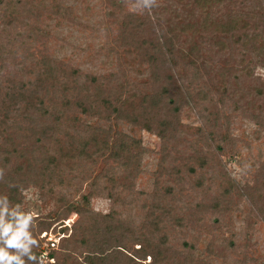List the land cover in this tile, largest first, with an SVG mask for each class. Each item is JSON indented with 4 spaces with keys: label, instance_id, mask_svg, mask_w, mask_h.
<instances>
[{
    "label": "trees",
    "instance_id": "16d2710c",
    "mask_svg": "<svg viewBox=\"0 0 264 264\" xmlns=\"http://www.w3.org/2000/svg\"><path fill=\"white\" fill-rule=\"evenodd\" d=\"M48 1L24 0L21 5L0 0V195H7L13 204L21 206L24 190L35 189L41 192V197L53 198L58 209L52 218L37 220V238L53 225L59 227L71 213L88 218L87 204L94 196H105L117 206L121 203L122 191L129 189L120 182L140 172L146 151L136 138L117 129L113 134L110 128L111 120L118 127L128 123L132 130L141 128L162 139L164 147L155 179L157 189L163 188L161 195L167 196L166 201L143 204L139 215L127 218V222L137 220L135 226L119 233L116 226L122 219L116 221L113 214L89 216L90 224L81 226V233L64 239L58 250L48 253V259H54L55 264H136L125 252L130 242H136L140 253L151 254L152 264H187L190 261L209 264L213 238L208 242L205 239L204 248L197 254L196 247L182 234L185 223L195 222L200 214L197 208L203 204L196 202L189 209L187 205L179 209L169 204L175 188L186 178L194 179L200 191L219 188L220 193H215L216 196L206 203L216 210L229 208L234 199L240 202L244 197L247 208L241 213V219L247 225L264 215V165L255 187L247 183L240 185L229 178L218 161V154L228 151L225 146L232 140L228 121L218 110L213 111L211 120L206 119L211 112L203 118L205 126L194 130L192 141L178 133L179 108L195 104L198 98L191 78L200 81L205 77V73H200L199 61L194 56L196 49L189 39L197 33L198 25L191 21L190 15L177 21L179 4L183 0H177L170 11L164 8L153 16L142 9L141 13L130 12L122 17L123 20L116 21L121 43L116 44L115 40L116 46L108 51L118 56L121 47L135 46L129 59L133 63H145L153 81V93L140 94L136 110H127L128 102L137 98L136 89H133L136 84L129 82L128 74L120 71L100 77L82 75L81 71L58 59L62 47L50 46L48 41L64 26L66 12L60 11L62 6L56 0H51L55 3L53 7L46 6ZM191 4L202 22L206 24L210 20L213 24L209 28L216 41L250 49L264 63V31L257 33L253 29L245 12L239 10L238 0H193ZM217 6L224 11L221 16L210 14ZM26 11L30 23L19 26ZM34 15L42 16L44 26L35 23L38 19L32 22ZM261 22L264 25V15ZM153 33L158 35L151 40L148 34ZM181 67L190 73V80L180 75ZM202 95L203 99L207 96L206 92ZM163 109L172 120L162 118ZM250 118L256 120L254 115ZM94 119L102 129L91 126L89 121ZM62 132L66 139L61 141L56 136ZM54 153H58L57 157ZM73 159L85 163L86 169L100 165V175L92 177L91 191L87 194L81 195V188L69 178L66 167ZM101 175L108 184L100 187ZM61 186L73 187L74 194L81 195L79 201L62 195ZM132 203L129 199L127 205ZM196 222L205 225L207 233L213 230L216 241V232L219 234L224 229L227 232L231 228V222L224 224L217 218L213 220V227L202 219ZM191 230H194L193 225ZM250 232L246 227L244 235L233 230L227 232L228 250L245 241L246 253L234 260L236 264L248 261ZM18 251L9 249L10 254ZM34 251L41 253L38 249ZM177 253L181 254L183 262H179ZM217 256L222 260L221 255ZM21 258L26 260V257ZM223 258L226 264V257Z\"/></svg>",
    "mask_w": 264,
    "mask_h": 264
},
{
    "label": "rangeland",
    "instance_id": "374dc122",
    "mask_svg": "<svg viewBox=\"0 0 264 264\" xmlns=\"http://www.w3.org/2000/svg\"><path fill=\"white\" fill-rule=\"evenodd\" d=\"M176 1L154 0L152 8L145 10L148 14L154 16L156 11L162 12L164 8L167 11L173 9L172 6ZM7 2L23 4L16 0H7ZM56 2L62 6L61 12L65 10L67 18L64 21V26L60 27L56 33H53V36L48 41L50 46L62 47L58 59L65 62L68 66L78 69V71L82 72V75L94 74L100 77L108 75L110 72L120 71L128 74L129 82H134L137 85V87L134 85L133 88L136 89L137 98L128 102V108H126L127 110H136L139 98L144 94L153 93L151 88L153 81L148 73L147 65L145 63L143 65L140 64V61L133 63L129 59L133 55L131 50L135 46L121 47L122 50L118 53V56L109 52L108 49L121 43L116 21L121 20L123 16L130 12L141 13L142 9L137 6L140 0H56ZM192 2L193 0H183L179 4L180 18L177 21L190 15L191 21L197 23V33L190 35L189 39L191 40V46L196 49L194 56L199 61L200 73H205V77L200 81L197 78H191L193 82L192 88H197L196 94L198 98H196L195 104L190 103V105H182L179 108L177 114L179 117L178 133L183 134L182 136L186 140L192 141L195 138L194 130L203 129L205 126L203 118L207 117L208 113L211 112V115L206 118L211 120L215 114L213 111H220L224 120L228 121V131L232 142L225 146L228 151L218 154V161L221 162L224 171L235 183L240 185L247 183L250 186L253 184L255 187L256 183L260 181L261 166L264 165V63L256 58L257 56L250 49H244L236 43H234V46L232 44L227 46V42L216 41L213 33H211L212 30L209 28L213 24L210 23V20L206 21L205 24L198 17L199 14L196 16L192 8ZM238 3L240 4L238 6L239 10L245 12V16L249 18V24L254 26L253 29L257 33L263 32L264 25L261 21L264 15V0H238ZM54 5L55 3L51 0L46 4L48 7H53ZM120 11H122V14H120ZM212 12L221 16L224 11H222L221 6H217L210 11V14H213ZM27 13L28 11H26V14L24 13L25 18L20 21L19 26L29 22ZM110 13H112V16ZM40 17L32 16V22L34 23L38 19L35 23L44 26V20ZM248 31L251 32V29H248ZM157 35V33L148 34L151 40L156 39ZM138 37L140 38L139 35ZM115 40L116 44H114ZM129 52L130 54H128ZM179 73L190 80V73L187 70L185 71L181 67ZM205 92L207 96L203 99L202 94ZM214 106H219V108L214 109ZM164 110H161L163 113L162 118L172 120L165 114ZM251 115L255 116L258 123L250 118ZM89 122L96 129L103 128L97 122V119ZM110 122L113 134L116 129L123 131L139 140L142 148L146 150L143 154L140 172L136 175L128 176L127 180L120 182L129 188L126 192L122 191L121 203L113 206L109 198L94 196L87 204V209L90 212L89 216L113 214L116 221L124 220L125 223L121 220L120 224L116 226L117 233H119L126 227L135 226L137 220L127 222V218L129 215H139L142 212L141 207L143 204L145 206L154 202L163 204L166 201L167 196L161 195V189L163 188L157 189L155 179L157 164L159 163L164 144L161 141L162 139L154 133L136 127L132 130V126L128 123H122L121 127H118L114 126L116 123L113 120ZM79 132L82 134L83 128ZM56 138L61 141L66 139L63 132L59 133ZM57 155L58 153L53 154L56 157ZM28 159H31V157L28 156ZM68 163L70 164L66 169L69 173V178L81 188V195L87 194L91 191L92 177L100 175L98 174L100 165H98L99 169L94 167H87L86 169L85 163L82 161L77 162V160L73 159L72 162L69 161ZM90 173H92L91 176H89ZM101 174L104 173L102 172ZM104 184L108 183L101 175L99 185L101 187ZM181 184V186L175 188V195L171 197L173 202L170 201L169 204L175 205L179 209L185 205L189 209L196 202L203 204L201 208H197L200 214L195 218V222L187 221L189 223H185V227L182 229L185 239L196 247L197 254L204 248L205 239L208 242L210 238H213L211 242L213 243L211 244L213 255L209 264H224L223 259L225 258L223 256L226 257V264H236L234 260L246 253L243 247L245 241L238 242L235 247L228 250L226 244L228 240L227 232L233 230L244 235L246 227L251 232L247 237V241L250 244L247 256L248 261L244 264H264V215L246 225L241 219V213H244L247 208V202L244 197L240 202L234 199L229 208L219 207L216 210L210 208L206 203L216 196L215 193H220L219 188L212 186L215 189L200 191V187H197L194 179L190 180L188 178ZM74 192L75 189L73 187L68 189L66 186H61L62 195L66 198H71V201L78 202L81 195L78 197ZM22 194L24 197L22 210H36L38 213L36 223L37 220L39 221L42 218H52L53 213L58 209L53 198L50 196L41 197V192L38 190H24ZM129 199L133 200L130 206L127 205ZM89 216L88 218L87 216L79 217L77 214L71 213L60 222L59 227L53 225L48 230L41 232L38 235L41 245L38 250L47 253H50L52 249L58 250L64 239H70L76 233H81L79 228L90 224ZM216 218L222 220L224 224L228 221L231 222L229 231L224 232V229L219 234L216 232L215 238H218V241L214 240L213 230L207 233L205 230L206 226L201 225V223L198 225L196 222L202 219L205 224H212L213 227V220ZM192 225L194 230H191ZM60 228L64 229V231L62 232ZM78 237L80 238L79 235ZM128 248L129 250H125V252L136 261V264H152L151 254L143 255L140 253L138 250L139 245L136 242H130ZM217 254L222 256L223 261ZM175 256L179 258V262H183L181 254L177 253ZM49 260L55 264L54 259ZM187 264L195 263L190 261Z\"/></svg>",
    "mask_w": 264,
    "mask_h": 264
},
{
    "label": "clouds",
    "instance_id": "9594fccd",
    "mask_svg": "<svg viewBox=\"0 0 264 264\" xmlns=\"http://www.w3.org/2000/svg\"><path fill=\"white\" fill-rule=\"evenodd\" d=\"M153 4L154 0H140L137 6L151 9ZM37 215L36 210L23 211L20 204H13L7 195H0V264H54L47 252L34 251L41 246L36 235ZM9 249L19 251L10 254Z\"/></svg>",
    "mask_w": 264,
    "mask_h": 264
}]
</instances>
